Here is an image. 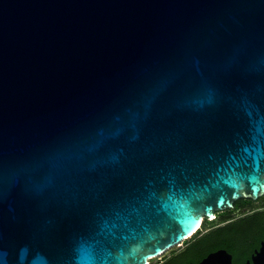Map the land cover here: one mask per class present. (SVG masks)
<instances>
[{
    "label": "water",
    "instance_id": "obj_1",
    "mask_svg": "<svg viewBox=\"0 0 264 264\" xmlns=\"http://www.w3.org/2000/svg\"><path fill=\"white\" fill-rule=\"evenodd\" d=\"M262 195L264 0H0V264H150Z\"/></svg>",
    "mask_w": 264,
    "mask_h": 264
},
{
    "label": "flooded vegetation",
    "instance_id": "obj_2",
    "mask_svg": "<svg viewBox=\"0 0 264 264\" xmlns=\"http://www.w3.org/2000/svg\"><path fill=\"white\" fill-rule=\"evenodd\" d=\"M214 215L215 217L210 221L215 223L207 230L218 226L224 228L225 234L229 236L228 243L233 246L226 245L221 248L231 253L233 264H252L264 241V195L256 199L239 198L233 202L232 207L215 210ZM244 231L249 236L242 237ZM206 255L198 261H189L187 264L191 262L197 264ZM262 260L264 262V258Z\"/></svg>",
    "mask_w": 264,
    "mask_h": 264
},
{
    "label": "trees",
    "instance_id": "obj_3",
    "mask_svg": "<svg viewBox=\"0 0 264 264\" xmlns=\"http://www.w3.org/2000/svg\"><path fill=\"white\" fill-rule=\"evenodd\" d=\"M201 231L199 229L191 237L186 239L184 242L187 245L181 251L177 252L169 249L171 251L170 254H168L169 251L167 253L165 252L166 254L164 253L163 259L159 262H153L151 259L150 264H187L189 261H198L203 255H206L212 250L226 245L233 246V244L228 243L229 236L225 234L222 226L209 229L203 233ZM245 236H249L246 231L242 234V237L245 238ZM253 236H255V233Z\"/></svg>",
    "mask_w": 264,
    "mask_h": 264
},
{
    "label": "rangeland",
    "instance_id": "obj_4",
    "mask_svg": "<svg viewBox=\"0 0 264 264\" xmlns=\"http://www.w3.org/2000/svg\"><path fill=\"white\" fill-rule=\"evenodd\" d=\"M215 222L214 221H210V220H205V224L202 226V228H201V232L203 233V232H205V231H207V229H208V227L209 226H211V225H213ZM186 245H187V243H185L184 241L182 242V243H180V244H178V245H176V246H174V247H172L170 250L172 251V249L173 250H175V251H178V250H181V249H183L184 247H186ZM170 250H168V251H166V253L168 252V254H170ZM165 253V254H166ZM163 255L164 254H162V255H160V256H158V257H155V258H153L152 260H153V262H159V261H161L162 259H163Z\"/></svg>",
    "mask_w": 264,
    "mask_h": 264
}]
</instances>
